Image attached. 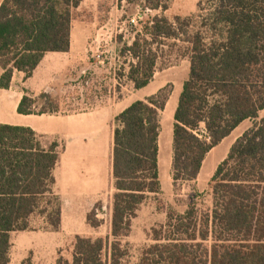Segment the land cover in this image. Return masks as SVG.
I'll return each mask as SVG.
<instances>
[{
    "label": "trees",
    "instance_id": "trees-1",
    "mask_svg": "<svg viewBox=\"0 0 264 264\" xmlns=\"http://www.w3.org/2000/svg\"><path fill=\"white\" fill-rule=\"evenodd\" d=\"M83 0H4L0 7V89L9 88L15 69L29 78L50 51H68L75 20L90 22ZM152 10H167V0H146ZM210 42L191 33L187 19L156 15L136 33L121 53L133 61L127 78L137 90L157 71L158 48L168 40L189 45L190 71L175 111L172 178L196 180L208 153L243 121L253 125L232 144L212 176V208L197 214L169 212L167 224L154 230L158 242L146 247L136 264H264V0H215L210 14ZM222 26L217 29V26ZM174 90L168 83L132 102L115 118L110 243L112 264L126 254L121 238L149 194L161 191L159 138L162 117ZM61 101L48 91L26 93L20 114L61 111ZM59 144L45 148L30 127L0 123V264H9L11 233L29 229L36 212L59 230L62 201L54 191L53 171ZM98 204L87 215L92 227ZM73 258L56 264H105L108 239L77 235Z\"/></svg>",
    "mask_w": 264,
    "mask_h": 264
},
{
    "label": "rangeland",
    "instance_id": "rangeland-1",
    "mask_svg": "<svg viewBox=\"0 0 264 264\" xmlns=\"http://www.w3.org/2000/svg\"><path fill=\"white\" fill-rule=\"evenodd\" d=\"M87 3L95 7V11L85 9L92 12V21L102 28V33L88 41V61L74 64L69 69L67 78L62 82H55V88L48 90L60 98L62 110L72 115H81L97 108H105L108 113L117 115L133 101L146 98L168 83L175 86L173 99L179 97L183 89L182 82L188 78L190 71L189 45L182 40H168L158 48L160 56L157 71L148 86L137 90L127 78L133 58L129 54H122V48L125 44H132L136 33L154 16L164 15L171 20L175 16H181L189 22V31L201 33L206 42H210L213 32H217L216 29H210V14L215 0H167V10H152L147 7L146 0H87ZM134 18L137 19L136 23L132 22ZM106 24L110 28H106ZM217 27L220 29L222 26ZM165 117L167 120L162 121L161 128V191L149 194L132 221L131 232L121 238L126 254L119 264L139 262L143 250L158 242L154 239V230L167 224L169 212L185 214L193 209L199 215L211 210L212 176L218 164L227 156L233 140L253 125L251 119L242 123L208 153L200 178L180 184L176 189L173 185L171 161L174 125L169 123L168 114ZM262 117L264 111L260 112V118ZM111 148L112 145L108 147L109 153ZM63 159L67 163L70 160L69 153L66 152ZM94 167H97L95 163L92 168ZM89 177L101 181L103 172H98L95 168ZM68 188L61 187L59 191L63 197V226L59 230L48 228L44 216L39 212L34 213L28 220V230L11 234V264H56L59 256L72 260L77 235L108 239L103 260L105 264H112L110 243L113 238L110 236L109 226L111 227V203L115 189H111L103 200L86 201L74 198L73 192ZM77 202L80 208L76 207ZM96 204L98 217L103 219V223L94 228L89 224L87 215Z\"/></svg>",
    "mask_w": 264,
    "mask_h": 264
},
{
    "label": "crops",
    "instance_id": "crops-1",
    "mask_svg": "<svg viewBox=\"0 0 264 264\" xmlns=\"http://www.w3.org/2000/svg\"><path fill=\"white\" fill-rule=\"evenodd\" d=\"M3 2L4 0H0V7ZM80 7L95 11V7L89 5L87 0H83ZM106 26V28H110L108 24H106ZM101 33L102 28L100 29L94 21H73L71 26V46L68 51L47 52L29 78H26L25 72L15 69L11 86L9 88L0 89V123L32 128L37 133L45 148L56 141L59 144L58 150L60 156L53 171L55 177L53 189L59 194L61 187H69L68 190L73 192L74 198L86 201L103 200L111 189L114 190L112 151L115 118L118 114L112 115L108 113L105 108H97L93 111L84 112L81 115H72V113H67L62 109L53 114H20L18 112V105L26 93L37 96L41 92L53 89L55 88V82H62L67 78L68 71L74 64L86 63L90 55L88 41L91 37H98V34L100 35ZM3 72L4 67L0 64V76ZM184 82H182V85ZM174 96L173 90L162 117V121H165V116L168 114L169 123L172 122L173 125L175 123L174 116L180 94L177 99H173ZM111 124L113 127H111ZM238 137L239 136L233 140L232 144ZM161 139L162 129L159 138V165L162 148ZM111 145L112 148L109 153L108 147ZM66 152L69 153L70 156V160L67 161V163L63 159ZM94 163L97 167L92 168ZM203 166L197 180L200 178ZM95 168L98 172H103L101 181H95V179L89 177ZM60 198L63 205V197L61 195ZM79 203H81V201ZM79 203L77 202V208H80ZM89 207L90 205L87 206L88 209ZM63 222L64 212L62 210L61 226H63ZM109 228L111 230L110 226ZM11 262L12 257L10 254L9 264H11Z\"/></svg>",
    "mask_w": 264,
    "mask_h": 264
},
{
    "label": "built area",
    "instance_id": "built-area-1",
    "mask_svg": "<svg viewBox=\"0 0 264 264\" xmlns=\"http://www.w3.org/2000/svg\"><path fill=\"white\" fill-rule=\"evenodd\" d=\"M136 21H137V19H136V18L132 19V22L136 23Z\"/></svg>",
    "mask_w": 264,
    "mask_h": 264
}]
</instances>
